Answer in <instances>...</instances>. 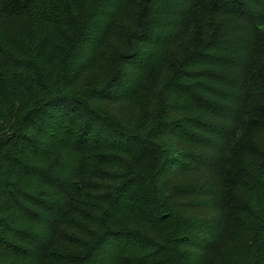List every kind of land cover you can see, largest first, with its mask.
Segmentation results:
<instances>
[{
    "label": "trees",
    "instance_id": "16d2710c",
    "mask_svg": "<svg viewBox=\"0 0 264 264\" xmlns=\"http://www.w3.org/2000/svg\"><path fill=\"white\" fill-rule=\"evenodd\" d=\"M127 4L0 0V264H205L233 211L264 264V0H143L113 77L74 91Z\"/></svg>",
    "mask_w": 264,
    "mask_h": 264
},
{
    "label": "rangeland",
    "instance_id": "374dc122",
    "mask_svg": "<svg viewBox=\"0 0 264 264\" xmlns=\"http://www.w3.org/2000/svg\"><path fill=\"white\" fill-rule=\"evenodd\" d=\"M127 1L128 4L124 12L117 19V21L115 19L113 21V33L109 35L108 39H106L98 52L96 61L94 62L93 66L84 76L83 80L79 83L74 91L80 93L82 91H85L90 86L104 85L114 75L115 64L118 56L129 51V31L137 27V21L140 17L139 5L143 2V0ZM193 33L195 32L193 31ZM189 36L190 31L188 35L180 39V41L178 42L180 45L174 44V46L169 48L170 50H167L169 51V55L168 53H165V56L160 57L158 59L159 61L151 66L142 81L137 95L129 104V115L131 114V112L136 113L137 111V116L141 117L150 109V105H152L153 109L156 107L159 88L162 83L166 81L171 72V68L169 67V65L171 62H180L181 57L185 54L184 51L186 50V48L184 49V47H182V44H184V42H188L191 39ZM60 49V47L54 49L53 55L55 59H61V57H63V55L60 56L62 54V51ZM167 63H169L167 68L169 70L163 71L162 68L164 67L166 69ZM137 121H140V118H138ZM109 127L107 126V131L112 130ZM102 152L105 154L111 153L101 150V153ZM136 156L139 157L140 154H133L132 159L128 160V162L134 163V161L136 160ZM240 156V154L236 155L235 158L233 157L232 161L237 160ZM252 160L253 158L251 159V161ZM254 160L255 163L258 162L257 158H254ZM140 162L142 163L143 161ZM243 195L244 193L241 196V192L239 191L233 192V197L237 199L241 198L245 200ZM233 207L234 205L232 204V202H230L228 204V209L230 211H233ZM235 213L236 212L233 211V215L239 217V221L236 222L235 219H231L230 221L228 220L229 223H227V229L219 234L213 241L209 250L208 260L205 264H222L223 259L227 257V254L230 255L229 264H241L239 260V256L241 255V253L243 251H247L249 248H252L253 250L255 249L254 240L251 239V237H249L245 231L246 224L250 223L251 218L245 213H237V215H235ZM245 216H247V219L244 218Z\"/></svg>",
    "mask_w": 264,
    "mask_h": 264
}]
</instances>
